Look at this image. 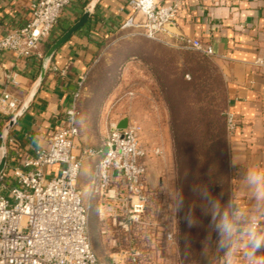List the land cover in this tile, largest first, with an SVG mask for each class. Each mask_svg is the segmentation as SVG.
<instances>
[{
  "label": "built area",
  "instance_id": "2783aa9c",
  "mask_svg": "<svg viewBox=\"0 0 264 264\" xmlns=\"http://www.w3.org/2000/svg\"><path fill=\"white\" fill-rule=\"evenodd\" d=\"M186 1L162 4L158 0H130L142 20L130 16L123 27L140 28L146 37L167 43L165 36L171 34L170 25ZM70 3L71 0H34L30 19L0 38V61L7 51L18 58L35 55ZM180 39L181 48L215 56L210 44L184 36ZM254 65L264 70V58L258 57ZM7 83L18 85L17 73L7 74ZM79 96L80 88L66 111L67 124L54 130L47 146H40L32 154L19 150L17 164L0 174V264H100L89 229L93 198L100 221L110 218L113 225L128 233L135 227L149 226L151 230L157 225V234L162 229L166 242L176 244L173 204L167 206L170 222L165 226L146 219L147 158L159 154L161 149H150L142 143V126L132 118L120 129L121 117L108 118V131L101 147H79ZM21 103L5 89L0 94V116L12 117ZM110 112L109 108L106 117ZM238 121L236 114L227 109L228 135L236 130ZM87 158L95 161L89 198L84 204L78 180ZM54 166L59 167L58 171H49ZM141 255L134 248L121 250L113 254L109 264H124L125 257L129 264H141Z\"/></svg>",
  "mask_w": 264,
  "mask_h": 264
},
{
  "label": "crops",
  "instance_id": "0c3cea01",
  "mask_svg": "<svg viewBox=\"0 0 264 264\" xmlns=\"http://www.w3.org/2000/svg\"><path fill=\"white\" fill-rule=\"evenodd\" d=\"M33 1L0 0V38L30 19ZM129 1L71 0L35 55L18 58L10 51L4 53L0 61V94L6 89L23 101L40 74L43 57L49 47L85 11H90L88 21L56 51L29 109L7 135V164L4 170L17 164L19 150L32 154L40 146H47L54 130L67 124L66 111L79 88L80 134L77 144L81 148L101 146L110 116L106 117L107 110L102 112L97 100H93L91 107L87 105V97L91 96L92 90L87 85L83 89L81 84L109 54V50L129 32H139L140 28L123 27L130 16L142 20ZM172 1L158 0L162 4ZM170 30L171 34L165 36L167 43L159 42L181 48L180 36L199 39L213 47L214 57L221 64L227 88V109L239 119L236 130L229 135L232 193L247 208L251 201L241 177L246 168H264V70L254 65L258 57L264 58V0H188L182 3ZM11 72L17 73L19 83L16 86L7 83V74ZM120 83L110 91H104L107 103L121 89L123 82ZM120 117V120L131 118L126 114ZM10 118L0 116V134ZM85 160L89 161L86 166ZM85 160L78 180L81 190L88 188L95 161L92 158ZM58 169L54 166L49 171L56 172ZM101 229L105 228L102 226ZM141 252L145 257L158 255L154 246ZM239 264H244L242 254Z\"/></svg>",
  "mask_w": 264,
  "mask_h": 264
},
{
  "label": "rangeland",
  "instance_id": "374dc122",
  "mask_svg": "<svg viewBox=\"0 0 264 264\" xmlns=\"http://www.w3.org/2000/svg\"><path fill=\"white\" fill-rule=\"evenodd\" d=\"M138 31L133 34L129 32L119 44L109 50V54L102 59L95 71L85 78L82 88L84 89L87 85L89 90H92L91 96L87 97L89 107L97 100L102 112L109 108L112 110L110 117L113 115L114 118H118L123 114L130 116L142 126V143L150 149H161L159 154H153L147 158L145 187L149 195V203L146 219L150 222L157 221L160 227L165 226L170 222L167 206L170 203L173 204L176 244L170 245L166 242L162 229H159L158 235L157 225L151 230L149 226L135 227L128 233L122 227L113 225L110 218L100 221L97 202L93 198L91 199L89 223L93 248L100 264H109L113 254L121 250L134 248L143 251L152 246L158 249V255L147 257L141 255V264H225L224 253L216 249L217 234L211 229L204 232L195 231L197 223L192 227H189L188 223L185 225L181 211H176L175 207V193L177 189L179 190L178 163L170 110L165 97L177 95L186 86L182 83L183 81L179 82V80L181 78L189 80L191 77L189 72L182 73L184 52L180 48L170 47L146 37L142 29ZM209 59L212 64L209 66L207 75L214 80L212 92L217 97L216 100L220 103V107L226 106L227 108V88L221 64L215 57ZM219 80L222 83L221 93H224V98L220 94V88H216ZM120 82H123L121 89L107 103L103 95L104 91L106 89L110 91L117 84H121ZM93 90L96 95L93 94ZM185 93L188 96L187 102H190L189 106H191L189 110L196 111L198 106L191 90L182 91V94L185 95ZM227 137L228 156L225 161L228 174L226 190L229 198L233 189L228 134ZM88 162L85 160V166ZM89 188L90 182L88 188L82 190L84 204L89 198ZM226 190L219 192L221 201H224V198L226 200ZM221 193H223L222 196ZM102 226L107 230L105 234L101 232ZM152 231H155L154 235ZM210 232L211 240L207 242L206 238ZM124 264H129L126 257Z\"/></svg>",
  "mask_w": 264,
  "mask_h": 264
},
{
  "label": "trees",
  "instance_id": "16d2710c",
  "mask_svg": "<svg viewBox=\"0 0 264 264\" xmlns=\"http://www.w3.org/2000/svg\"><path fill=\"white\" fill-rule=\"evenodd\" d=\"M184 52L185 60L183 72H189V80L181 78L179 82L186 86L182 88L185 92L191 90L193 99L197 103V110H189L190 102L188 96L182 94L168 95L165 97L171 116V126L175 139L176 156L178 163L179 190L183 191L185 209L181 210L183 222L187 223L185 215L187 206L195 201L191 192L194 183H207L214 196H219L220 190L227 188V163L228 137L226 128V106L220 107V103L213 94L214 80L207 75L209 66L212 64L210 57L199 51L180 48ZM184 76V75H183ZM177 83V82H176ZM222 83H216V88ZM202 157H197V156ZM223 191V192H224ZM226 190V200L228 201ZM196 207L193 215L197 221L195 231L204 232L210 230V216L204 215L199 207V201H195Z\"/></svg>",
  "mask_w": 264,
  "mask_h": 264
},
{
  "label": "clouds",
  "instance_id": "9594fccd",
  "mask_svg": "<svg viewBox=\"0 0 264 264\" xmlns=\"http://www.w3.org/2000/svg\"><path fill=\"white\" fill-rule=\"evenodd\" d=\"M241 180L251 201L247 208L233 193L222 203L207 183H194L191 192L202 213L210 216L209 227L217 234L216 249L224 253L226 264H239L241 254L244 264H264V168H246ZM195 201L187 206L185 219L189 227L197 223L193 215ZM175 207L176 211L186 207L182 190L175 193ZM210 240L211 232L206 238L207 242Z\"/></svg>",
  "mask_w": 264,
  "mask_h": 264
},
{
  "label": "water",
  "instance_id": "95a60500",
  "mask_svg": "<svg viewBox=\"0 0 264 264\" xmlns=\"http://www.w3.org/2000/svg\"><path fill=\"white\" fill-rule=\"evenodd\" d=\"M90 11L87 10L83 14V16L74 23L68 30H66L59 38H57L53 44L49 47L47 52L43 57V62L40 70V74L35 80L33 86L29 90L27 96L22 101L18 111L10 118L6 126L3 128L0 134V174L5 169L7 164V147L5 143V139L9 134L10 130L13 126L20 120L23 114L29 109L31 103L33 102L39 88L41 87L47 71L49 69V65L55 55L56 51L79 29L81 28L89 19ZM128 119H123L119 122L118 127L120 129L125 128L127 125Z\"/></svg>",
  "mask_w": 264,
  "mask_h": 264
}]
</instances>
